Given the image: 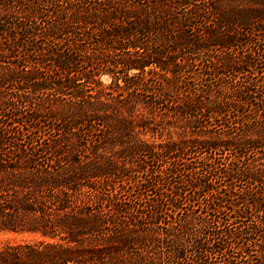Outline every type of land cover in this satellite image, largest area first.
<instances>
[{
	"label": "trees",
	"instance_id": "obj_1",
	"mask_svg": "<svg viewBox=\"0 0 264 264\" xmlns=\"http://www.w3.org/2000/svg\"><path fill=\"white\" fill-rule=\"evenodd\" d=\"M0 264H264V0H0Z\"/></svg>",
	"mask_w": 264,
	"mask_h": 264
},
{
	"label": "rangeland",
	"instance_id": "obj_2",
	"mask_svg": "<svg viewBox=\"0 0 264 264\" xmlns=\"http://www.w3.org/2000/svg\"><path fill=\"white\" fill-rule=\"evenodd\" d=\"M31 239V236L19 235L11 232L0 233V249L7 244L21 243Z\"/></svg>",
	"mask_w": 264,
	"mask_h": 264
}]
</instances>
